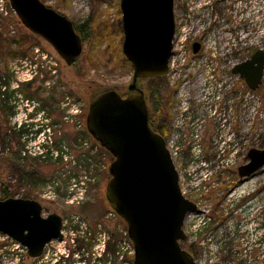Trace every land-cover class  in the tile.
Listing matches in <instances>:
<instances>
[{
	"label": "rangeland",
	"instance_id": "obj_1",
	"mask_svg": "<svg viewBox=\"0 0 264 264\" xmlns=\"http://www.w3.org/2000/svg\"><path fill=\"white\" fill-rule=\"evenodd\" d=\"M41 1L75 25H85L89 40L84 42L81 56L69 66L49 42L22 24L9 0H0V201L7 199L3 195L6 190L10 198L41 203L44 217L56 213L63 218L65 237L50 246L48 263L57 264L75 246L74 240L77 247L88 245L80 238L75 217L85 222L92 236L102 224L112 236L111 251L118 227H126L121 218L110 215L105 197L113 157L89 136L86 118L92 95L103 88L124 93L132 82L133 68L122 54L121 0ZM253 1L254 23L248 42L258 50L264 49V0ZM174 4L173 79L208 76L217 60L236 53L242 54L240 59L247 56V32L242 30L246 9L241 12L239 7L232 13L222 8L219 13H210L199 8L192 11L188 21L186 1L174 0ZM204 35L207 51L193 58L191 44ZM145 83L151 91L153 83ZM168 86L166 78L160 92L165 93ZM10 92L14 95L5 108L6 93ZM262 92L258 94L261 102ZM173 107H169L170 114ZM256 108L254 134L247 139L246 125L242 127L244 132L234 138L228 164L211 179L202 171V164L215 167L220 146L208 120L199 125L196 140L186 130L176 142L175 164L181 188L200 206L186 217L188 239L181 245L199 264H264V167L231 190L240 180L238 169L248 160L249 150L264 149V120ZM175 139L173 134L167 142ZM223 149L228 150L227 145ZM42 151L45 157L39 156ZM248 197L251 200L243 202ZM16 257L19 264H40L0 234V264H17ZM127 262H132V255L127 256Z\"/></svg>",
	"mask_w": 264,
	"mask_h": 264
},
{
	"label": "water",
	"instance_id": "obj_2",
	"mask_svg": "<svg viewBox=\"0 0 264 264\" xmlns=\"http://www.w3.org/2000/svg\"><path fill=\"white\" fill-rule=\"evenodd\" d=\"M14 13L33 34L49 42L67 65L83 52L84 41L75 24L41 0H9ZM174 0H121L122 54L133 68L130 94L108 90L92 98L86 118L90 136L113 161L105 197L110 209L126 224L134 246V264H196L181 243L188 237L184 223L198 210L186 198L180 175L166 139L150 124L140 79L166 76L176 34ZM193 45V53L199 52ZM264 51L241 63L233 73L257 90L262 83ZM248 162L239 167L240 178L253 177L264 167V149H251ZM63 218L43 216L36 200L7 198L0 201V234L27 249L32 259L43 255L47 244L63 239Z\"/></svg>",
	"mask_w": 264,
	"mask_h": 264
},
{
	"label": "flooded vegetation",
	"instance_id": "obj_3",
	"mask_svg": "<svg viewBox=\"0 0 264 264\" xmlns=\"http://www.w3.org/2000/svg\"><path fill=\"white\" fill-rule=\"evenodd\" d=\"M186 1V10L188 11V21H191L192 11H196L199 8L202 12L210 13H219V10L222 8L236 13L237 9L241 7L240 11H245L247 14V19L242 22V30L247 32L246 45H247V56L243 59L239 57L242 54H235L234 56L227 57L223 60H217L212 64L213 68L210 69L206 74L208 76H184L182 78L173 79V74L175 75L174 70L169 69L168 76H164L156 79H140L138 80V86L145 93L148 106L152 109V120L154 126L157 127L160 122L161 112L159 111L160 103H165L167 101L168 106L173 107V113L170 114L169 128L166 130L165 135H162L166 141L169 139V136L178 133L180 131L176 128V122L179 117H182L183 121V130L182 133L187 130L188 134L191 132V128L195 124H201L202 121L208 120V126L210 130H213L215 136H219L217 127L220 125L222 120V115L225 114L226 121L230 127L231 136L237 138L239 133H243L244 129L242 128L246 125L247 128V139L251 138L254 134L253 126L256 119V105L260 109V118L264 120V69L262 83L257 90L252 89L246 80H244L239 75L233 73V69L244 63L254 56V54L264 49L255 50L252 46H249V40L251 38L250 33L253 29L254 17V1L253 0H185ZM205 1V2H203ZM199 2V4H198ZM197 4V5H196ZM240 5V6H239ZM206 21V20H205ZM198 44L200 49L197 54H194L193 58L202 57V55L207 51L206 50V35H204L200 40H197L191 44V49L193 50V45ZM243 51L245 48H241ZM201 54L200 56H198ZM213 61V60H212ZM211 61V62H212ZM207 62V61H206ZM168 79L170 87L165 93L160 92L159 87ZM145 82H152L154 87L151 89V94L149 93V87ZM214 82L218 85H221L224 89L223 99L220 102L216 100L207 99L204 95L207 83ZM156 88V89H155ZM262 92V102L258 97V94ZM130 94V91L127 89L124 93H121L122 97H127ZM166 96V97H164ZM239 99H242L239 102ZM151 102V106L149 105ZM214 107L216 110L213 111ZM211 110V111H209ZM170 113V112H169ZM150 115V108H149ZM240 122V124H239ZM218 123V125H217ZM239 126L242 129H239ZM154 129V128H153ZM209 131V130H208ZM216 131V132H215ZM213 133V134H214ZM160 134V133H159ZM190 135V134H189ZM190 137V136H189ZM240 139H244L243 137ZM248 155V154H247ZM248 159V158H247ZM248 160L245 162V164ZM243 164V165H245ZM239 171V169H238ZM239 174V173H238ZM240 177V176H239ZM249 179V178H248ZM248 179L240 178V180L235 183L232 187V191L239 186L242 182L247 181ZM251 197H248L243 202H249ZM264 239V234L262 236ZM110 247L108 246L107 252H109ZM66 251H64L65 253ZM92 248H87L86 252L79 251V247H72L69 250V254L65 253L60 260H57V264H97L92 259ZM101 264H107V255H104L101 259ZM48 263V262H47Z\"/></svg>",
	"mask_w": 264,
	"mask_h": 264
},
{
	"label": "built area",
	"instance_id": "obj_4",
	"mask_svg": "<svg viewBox=\"0 0 264 264\" xmlns=\"http://www.w3.org/2000/svg\"><path fill=\"white\" fill-rule=\"evenodd\" d=\"M185 59H187V58H185ZM173 67H174V65H172L171 68H173ZM223 93H224V89L222 88L221 85H218L214 82H209V83H207L204 95L207 99L211 98L212 100H216L217 102H220L223 99ZM216 108L214 107L213 111H211V110H209V111L214 112L216 110ZM224 115L225 114H223L221 116L223 121L219 125V129H218V132H219L218 137L219 138L216 140L218 142V145L220 146L219 150L215 154V156L217 158V160L215 161L216 165L214 167V165H210V164H206V163L202 164V171L205 174L209 175L208 179H211V177L215 173H218V171L220 170L221 167H224L225 165L228 164V163L226 164V162L228 161L229 158H231L233 151H234V146H233L234 138L230 135L231 134L230 127L228 126L227 121H226V116H224ZM21 125H22V123H19V127ZM199 125H201V124H195L192 126L191 132L189 133L190 134L189 136L191 139L193 138L194 140H196L199 137V131H198ZM48 126L49 125H46V127H48ZM175 126H176V128H178L180 130V131H178V133L175 134V138H176L175 140L176 141L172 140V141L167 142V147L171 153V156L173 158L174 163H176V159L178 156L177 151L179 149L176 146V142L177 141L179 142L178 139H180L181 136L183 135L182 130H183L184 126H183L182 117L178 118ZM216 137H215V139H216ZM48 138L50 139V136ZM223 144L227 145L228 150L223 149V146H224ZM85 145H87V144H85ZM40 148H42V146ZM45 149L46 148H44V150ZM28 153L33 155L32 149L28 148ZM39 156L45 157L43 154V151L41 152V154ZM90 160H91V157H90ZM175 166H176V164H175ZM180 180H181V177H180ZM182 192L185 195L183 190H182ZM197 207L199 210L200 206L197 205ZM191 214H194V213H191ZM191 214H188V215H191ZM110 215H112V217H119L112 210H111ZM188 215H187V217H188ZM75 222L79 224V228L81 229L80 238L82 239L83 242H85L86 244L88 243V245H89V246L86 245V247L85 246H79V251H81V253L82 252L85 253L87 248L91 247L92 248V254H91L92 259L94 262L96 261L97 264H101L100 259L104 255H107V261H106L107 264H134L133 260H134L135 250H134V246H133V244L129 238L128 230L125 226H123V227L119 226L118 227L119 228L117 231L118 237L116 240L115 249H114V251L109 250V252H107L108 246H109L110 241L112 239V236L109 232H107V230L105 228H103L102 224L98 225L96 232L92 236V233L88 231V228H87L85 222H83V220H80L79 217H75ZM63 227H64V221H63ZM62 233H63V236L65 237L64 229H63ZM64 237H63V239H64ZM63 239L54 240L51 243L46 245L44 252H43V255L39 258H36L37 260H40L39 261L40 264H42V263L43 264H49L47 262H49V254L51 251L50 246L55 241L61 242ZM112 241H114V239ZM11 242L17 247V249H20L23 252L27 251V249L25 247H23L21 244L14 241L13 239H11ZM73 244L75 245L73 247H77L78 243L74 240ZM128 255H132V262L131 263L127 262V256ZM18 260H19V257H16L17 264H19ZM195 262H196V264H199L196 261V259H195Z\"/></svg>",
	"mask_w": 264,
	"mask_h": 264
},
{
	"label": "trees",
	"instance_id": "obj_5",
	"mask_svg": "<svg viewBox=\"0 0 264 264\" xmlns=\"http://www.w3.org/2000/svg\"><path fill=\"white\" fill-rule=\"evenodd\" d=\"M75 27H76V30H77V32L80 34V36L82 37V40L84 41V42H87L88 40H89V32H87V31H85V25H75ZM3 34L2 33H0V48L2 49L3 48V46H2V42H3V36H2ZM25 54V53H24ZM126 59V58H125ZM131 65V64H130ZM6 83V82H5ZM7 84V83H6ZM108 90H112V89H109V88H103V89H101V90H99V91H97V92H95L92 96L93 97H95L97 94H99V93H102V92H105V91H108ZM149 93L151 94V91H149ZM6 95H7V98H6V100H4V102H5V108H8L9 106V104H8V102H9V97L11 96V95H14L13 94V92H10V93H6ZM13 97V96H12ZM164 97H166V96H164ZM150 108V124H151V126L154 128V130L156 131V132H158V133H160V134H162V135H165V132H166V130H168V128H169V122H170V113H169V106H168V104H167V101L163 104V103H160V105H159V111L161 112L160 114H161V116H160V122H159V125L157 126V127H155L154 126V123H153V120H152V109H151V107H149ZM89 134V133H88ZM89 136H90V134H89ZM91 137V136H90ZM92 138V137H91ZM93 139V138H92ZM94 140V139H93ZM96 142V141H95ZM97 143V142H96ZM98 144V143H97ZM99 145V144H98ZM100 148L102 149V150H104L105 152H107L105 149H103L101 146H100ZM108 153V152H107ZM109 154V153H108ZM61 159H62V156H61ZM3 195L6 197V198H10L11 196L7 193V191L6 190H4L3 191ZM110 208V207H109ZM187 250V249H186ZM188 252H190L192 255H193V253L188 249L187 250ZM194 256V255H193ZM195 258V257H194Z\"/></svg>",
	"mask_w": 264,
	"mask_h": 264
},
{
	"label": "bare ground",
	"instance_id": "obj_6",
	"mask_svg": "<svg viewBox=\"0 0 264 264\" xmlns=\"http://www.w3.org/2000/svg\"><path fill=\"white\" fill-rule=\"evenodd\" d=\"M166 76H168V74Z\"/></svg>",
	"mask_w": 264,
	"mask_h": 264
}]
</instances>
